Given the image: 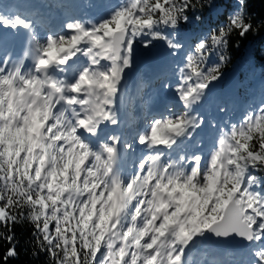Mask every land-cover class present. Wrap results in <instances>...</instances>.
I'll return each mask as SVG.
<instances>
[{"label":"snow or ice","instance_id":"1","mask_svg":"<svg viewBox=\"0 0 264 264\" xmlns=\"http://www.w3.org/2000/svg\"><path fill=\"white\" fill-rule=\"evenodd\" d=\"M69 7L81 18L57 29L30 3L0 2V240L11 245L3 264L18 257L14 229L24 222L33 255L49 264H194L196 248L237 239L245 247L234 264H264V88L237 123L197 111L224 77L233 38L264 30L250 0ZM205 9L223 23L194 45L181 39ZM161 41L177 77L165 73L161 87L182 110L166 104L167 115L128 137L109 131L121 127L128 74ZM216 106L229 110L218 97ZM206 125L218 137L210 147Z\"/></svg>","mask_w":264,"mask_h":264},{"label":"trees","instance_id":"2","mask_svg":"<svg viewBox=\"0 0 264 264\" xmlns=\"http://www.w3.org/2000/svg\"><path fill=\"white\" fill-rule=\"evenodd\" d=\"M223 2L227 3L230 0H223ZM250 12L257 21L264 19V0H250ZM197 14L201 16V19L184 26L177 34L179 37L183 32L190 30L197 31L200 35L206 34L209 30L215 29L223 23L220 15L211 9H205L202 14ZM237 43L240 47H236ZM229 54L231 61L224 66L222 79H226L233 71L241 72L246 66L264 69V30L250 34L245 38L237 39L234 37ZM14 231L19 255L10 259L8 264H49L46 253L40 252L36 256L33 255V251H38V249L35 247L34 228L30 222L17 225ZM10 246L6 240H0V257ZM0 264H3L2 260H0Z\"/></svg>","mask_w":264,"mask_h":264},{"label":"rangeland","instance_id":"3","mask_svg":"<svg viewBox=\"0 0 264 264\" xmlns=\"http://www.w3.org/2000/svg\"><path fill=\"white\" fill-rule=\"evenodd\" d=\"M189 36V35H188ZM184 38H187V37H184ZM183 38V39H184ZM188 39H189V37H188ZM160 51H163V52H165V53H167L168 54V49L166 48V46H165V44L161 41V43H160V45H157V47L153 50V52H152V54L151 55H147V56H145V57H143L142 59H140L139 61H138V63L137 64H139L140 66H142V68H146V63L148 62V61H150V60H152V59H154V58H156V57H158V55L160 56V54H159V52ZM131 76H132V73L130 72L129 74H128V77H127V80H128V83H129V81H130V78H131ZM175 76H172L171 78L173 79ZM236 79V81H238V79L237 78H235ZM127 83V84H128ZM236 83V82H235ZM264 88V87H263ZM216 89V88H215ZM216 96V95H215ZM213 105H216L215 103H216V98H214L213 97ZM231 101V100H230ZM221 102H226V101H221ZM226 103H228V102H226ZM207 107H210V104L208 105L207 104ZM201 108V107H200ZM218 109V108H217ZM218 117V116H217ZM239 118L241 119L242 117L241 116H239ZM232 121H236V117H234L233 119H232Z\"/></svg>","mask_w":264,"mask_h":264},{"label":"bare ground","instance_id":"4","mask_svg":"<svg viewBox=\"0 0 264 264\" xmlns=\"http://www.w3.org/2000/svg\"><path fill=\"white\" fill-rule=\"evenodd\" d=\"M150 62H152V61H149L148 63H150ZM167 75H168L169 80H171V79H172L171 77L174 76L173 73H172V71H170ZM162 77L164 78V75H162ZM160 79H161V78H160ZM160 79H158V80H160ZM141 84H142V82H141ZM134 87H135L134 85H131L129 91H131ZM126 100H127V99H126ZM176 109H177L178 111H179V110H182L180 106H179L178 108H176ZM217 110H218V109H217ZM200 247H201V246H200ZM200 247L196 248V249L193 251V253L198 252V251L200 250ZM241 252H242V251H241ZM208 253H210V252H208ZM201 257H203V256H201ZM206 257H209V256L204 255L203 258H206Z\"/></svg>","mask_w":264,"mask_h":264},{"label":"water","instance_id":"5","mask_svg":"<svg viewBox=\"0 0 264 264\" xmlns=\"http://www.w3.org/2000/svg\"><path fill=\"white\" fill-rule=\"evenodd\" d=\"M245 247V242H242L241 244H235V241H233L231 244L224 246L223 248H244Z\"/></svg>","mask_w":264,"mask_h":264}]
</instances>
